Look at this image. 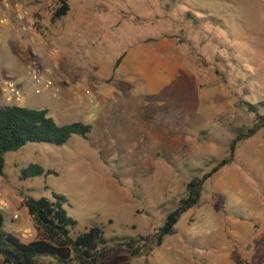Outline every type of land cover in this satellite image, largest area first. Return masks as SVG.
I'll return each mask as SVG.
<instances>
[{"label": "rangeland", "instance_id": "obj_1", "mask_svg": "<svg viewBox=\"0 0 264 264\" xmlns=\"http://www.w3.org/2000/svg\"><path fill=\"white\" fill-rule=\"evenodd\" d=\"M76 1L111 29L107 38L114 43L96 38L99 55L115 62L119 53L144 46L146 78L128 66L114 77L107 104L92 94L75 109L62 106L55 54L47 58L56 49L45 38L60 0H0V27L11 17L28 39L11 43L25 71L0 73L1 81L23 90L16 105L46 109L62 125L93 126L88 139L75 135L62 146L29 143L6 155L0 191L20 218L5 220V228L20 238L32 228L33 237L21 238L25 242L46 237L24 200L52 199V193L69 200L78 233L103 224L108 237L152 234L186 184L226 157L233 139L255 123L250 107L264 99V0ZM17 2L34 20L31 33L17 18ZM3 40L1 53L8 47ZM33 71L44 73L52 87L36 94ZM30 164L58 175L23 180L21 171ZM128 262L146 264L121 248L104 264ZM149 262L264 264V128L238 143L234 161L205 183L200 203L181 217Z\"/></svg>", "mask_w": 264, "mask_h": 264}, {"label": "trees", "instance_id": "obj_2", "mask_svg": "<svg viewBox=\"0 0 264 264\" xmlns=\"http://www.w3.org/2000/svg\"><path fill=\"white\" fill-rule=\"evenodd\" d=\"M70 10L67 0H60L52 15V22L62 19ZM189 16L192 14H188ZM123 58V57H122ZM120 58L116 64L121 62ZM256 115L255 123L238 134L230 144L226 157L201 177H193L185 188V194L177 206L167 213L164 224L152 234L138 237H121L106 234L103 224L76 232L77 222L70 217L66 206L69 200L62 194L52 193V199L28 197L24 206L33 216L46 239L25 242L5 228V217L0 212V256L4 264H104L115 250L127 249L132 258L144 257L150 264L149 256L163 245L165 237L171 233L181 217L199 204L205 183L222 168L230 165L235 158L237 145L248 140L264 128V99L250 107ZM93 126L83 122L59 124L46 109H34L19 105L0 107V175L4 174L5 157L29 143H46L56 146L67 144L75 136L88 139ZM58 175L39 164H30L21 171L23 180ZM70 205V204H69ZM126 264H132L128 262Z\"/></svg>", "mask_w": 264, "mask_h": 264}, {"label": "crops", "instance_id": "obj_3", "mask_svg": "<svg viewBox=\"0 0 264 264\" xmlns=\"http://www.w3.org/2000/svg\"><path fill=\"white\" fill-rule=\"evenodd\" d=\"M67 2L70 5L67 15L56 22H51V26L47 27L45 32L46 40H49V44H53L56 49L50 51L51 53L47 51L49 55L47 58L55 54L56 72L54 73L60 87L59 104L75 109L84 104V99L89 100L87 96L91 98L92 94L107 104L108 99L115 92L114 87H111L114 77L126 74L128 66H133L137 73L146 78L144 58L147 54L143 45L138 44L129 52L125 50L119 53L115 62L108 55H99L98 50L102 48L97 45L96 38L102 39L104 43H114L107 38L111 29L104 28L98 18L86 15L89 13L84 1L67 0ZM21 38L28 43L24 33L17 25L14 26L10 17L6 26L0 27V40L4 39L8 44V47L0 52V73L4 76L12 77L17 73H23L26 69L25 62L18 59L11 45L13 41L22 40ZM120 58H122L121 62L116 66ZM149 83L153 86L152 82Z\"/></svg>", "mask_w": 264, "mask_h": 264}, {"label": "built area", "instance_id": "obj_4", "mask_svg": "<svg viewBox=\"0 0 264 264\" xmlns=\"http://www.w3.org/2000/svg\"><path fill=\"white\" fill-rule=\"evenodd\" d=\"M5 6L7 8L12 7L11 4L6 3ZM13 8L16 9L18 13V20L24 23V31L31 33L34 30V20L29 17L27 11L23 9L22 4L14 3ZM4 19H6L4 17ZM33 84L37 87L36 94L42 93L47 89L52 87V82L42 73L41 71H33ZM23 90H21L16 84L9 81H1L0 80V97H2L3 101L0 103L1 106L6 105H16V103L20 102L23 99ZM0 212L5 215V220H13L16 221L20 218L18 213H14L10 209L9 201L4 196V194L0 191ZM33 237V229L27 227L21 231V238L30 239Z\"/></svg>", "mask_w": 264, "mask_h": 264}]
</instances>
